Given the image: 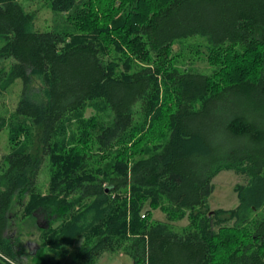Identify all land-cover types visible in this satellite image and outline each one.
<instances>
[{
	"label": "trees",
	"instance_id": "obj_1",
	"mask_svg": "<svg viewBox=\"0 0 264 264\" xmlns=\"http://www.w3.org/2000/svg\"><path fill=\"white\" fill-rule=\"evenodd\" d=\"M42 1L64 24L0 0V99L21 85L0 106V264L27 256L9 231L20 194L22 215L51 218L31 264H264V0ZM192 37L209 73L177 62ZM223 169L248 180L211 209Z\"/></svg>",
	"mask_w": 264,
	"mask_h": 264
},
{
	"label": "rangeland",
	"instance_id": "obj_2",
	"mask_svg": "<svg viewBox=\"0 0 264 264\" xmlns=\"http://www.w3.org/2000/svg\"><path fill=\"white\" fill-rule=\"evenodd\" d=\"M27 11H31L35 15V24L40 29H49L54 26L56 22L64 24L66 13L53 11L47 3L42 0H18ZM67 25V23H66ZM199 45V51H196V46ZM205 42L202 38L192 37L176 42L173 45V52L177 54V62L180 66L193 67L194 69L209 73L211 67L209 66L205 56ZM177 64V63H176ZM1 65L7 66L4 62ZM36 84V83H34ZM38 85H34V91L37 90ZM21 85L14 84L5 92L4 96L0 99V106L8 109L14 107L15 102L20 94ZM95 112L91 107L84 111L85 118L90 117ZM0 159L4 153L8 152V142L6 132L0 136ZM48 169L44 166L38 176V187L43 193L46 192L48 187ZM248 177L244 174L236 173L233 170L223 169L217 173L213 180V191L209 196V206L214 208H232L238 203L237 194L235 192L236 185L246 184ZM26 195L20 194L12 204L10 215V234H20L23 242V251L27 256H21L24 264H31V253H34L38 244H40L39 234L40 229L46 226L51 218L45 212L33 213V215H22L21 205L26 200ZM152 219H165V215L159 210L151 212ZM187 219L177 222V224L185 225ZM60 264H82L79 259L73 256L61 261ZM93 264H132L129 256L123 252H106Z\"/></svg>",
	"mask_w": 264,
	"mask_h": 264
}]
</instances>
